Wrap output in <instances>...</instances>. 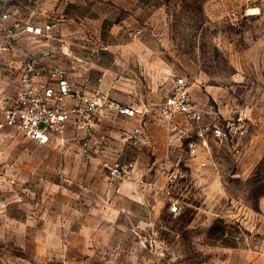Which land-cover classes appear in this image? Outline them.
Listing matches in <instances>:
<instances>
[{"label":"rangeland","instance_id":"rangeland-1","mask_svg":"<svg viewBox=\"0 0 264 264\" xmlns=\"http://www.w3.org/2000/svg\"><path fill=\"white\" fill-rule=\"evenodd\" d=\"M44 9L23 15L38 33L22 37L18 50L41 44L75 79L116 86L107 93L118 100L146 94L148 71L163 67L151 62L161 57L188 78L197 104L211 92L214 108L242 115L247 131L227 141L223 176L192 187L182 159L164 186L127 161L105 162L138 149L141 132L123 128L116 108L97 113L90 135L71 121L49 144L7 128L0 133V264H264V0H46ZM134 30L140 33L130 36ZM140 57L149 61L141 65ZM127 80L134 90L120 84ZM250 154L249 169L239 159ZM116 163L127 173L111 175Z\"/></svg>","mask_w":264,"mask_h":264},{"label":"built area","instance_id":"built-area-1","mask_svg":"<svg viewBox=\"0 0 264 264\" xmlns=\"http://www.w3.org/2000/svg\"><path fill=\"white\" fill-rule=\"evenodd\" d=\"M23 1L25 3L15 8L0 2V133L13 128L20 130L31 140L49 144L63 135L68 124L73 121L84 126L90 135L97 113L113 108L130 116L146 114L149 109L156 108L159 116L169 121L174 130L177 129L174 122L179 116L197 123L204 120L206 112L194 101L186 76H175L172 89L161 103L150 102L144 107L114 103L103 94L90 96L78 92L72 86L66 69L52 62L43 51L37 54L30 49L18 50L22 37L38 33L36 24L23 15L29 13L31 18L45 13L46 0ZM230 15L237 20L240 11L233 9ZM53 26L46 23L43 29L50 32ZM138 33L140 30H134L129 35L136 36ZM15 56L20 58L17 62L12 58ZM246 129V121L239 115L226 121L218 119L213 133L225 143L245 135ZM205 131L206 129L199 128L198 134L204 136ZM84 145L89 147V140ZM193 145L191 143L190 147L193 148ZM235 150L240 152L239 148ZM109 169L111 175L119 176L126 174L128 167L116 163L109 166ZM173 174L174 171L171 173V180ZM180 207V201L174 199L171 203L172 210L177 211Z\"/></svg>","mask_w":264,"mask_h":264},{"label":"crops","instance_id":"crops-1","mask_svg":"<svg viewBox=\"0 0 264 264\" xmlns=\"http://www.w3.org/2000/svg\"><path fill=\"white\" fill-rule=\"evenodd\" d=\"M0 2H5L9 7L15 8L19 0H0ZM29 47L31 51L41 54V44L31 42ZM12 58L16 62L20 59L19 56ZM121 61L127 62L129 59H122ZM137 61L141 65H144L145 61L149 60L140 57ZM154 61L151 63L163 67L148 71L149 76L153 78V81L149 83L150 90H148L146 94L142 92H133L136 93V98L127 95L123 100H118L116 97L113 98L112 94L107 93L115 92L114 89L116 86L114 85H107L106 82L100 80L96 87V80H92L90 76L75 79L69 72L68 74L72 86L78 92H83L90 96H96L94 92H104L105 96H108L111 100L117 101L124 106L135 105L144 107L150 101L161 103L165 99V96L169 94L175 81L176 69L171 67L169 61L167 63L166 60L161 57L155 58ZM80 74L79 71L78 75ZM141 74L144 75V73ZM120 84L124 85L126 89L134 90L135 87L132 81L129 82L128 80L121 81ZM136 85L137 88L140 87L139 83ZM90 88L93 90H89ZM210 93L211 92H206L201 94L198 100V104L206 112L204 120L201 123H197L189 121L183 116H179L174 122L179 128L178 130H172L169 121L161 119L156 108L149 109L146 114L137 116H130L117 111V119L121 121L123 128H126L132 133L134 132V134L135 131L138 133L137 130L141 132V134L135 135L138 149L132 157L126 158L124 154L119 156L115 155L108 160L106 159L105 162L110 164L116 160L121 163L127 161L128 165L133 167V171H137L142 177H152L154 186H164L167 172L170 169H174L177 162L181 161V159L187 165L185 166L188 173H190V185H192V187L196 184L202 185L208 178L223 176L225 170L224 148L227 147L229 143H222L214 135L213 128L215 122L218 119L220 120L222 115L223 121L232 119V117L226 114L228 110L226 111L220 107L214 108L212 102L209 101ZM129 120L132 123H129ZM199 128L206 129L204 136L198 134ZM191 143L194 144L193 148L190 147ZM245 159L246 158H244V160L239 159V161L241 165L247 164L250 169L252 155L250 154L247 159Z\"/></svg>","mask_w":264,"mask_h":264}]
</instances>
